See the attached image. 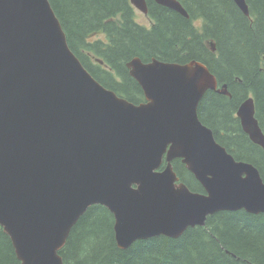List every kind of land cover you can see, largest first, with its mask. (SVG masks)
Here are the masks:
<instances>
[{
  "label": "water",
  "instance_id": "1",
  "mask_svg": "<svg viewBox=\"0 0 264 264\" xmlns=\"http://www.w3.org/2000/svg\"><path fill=\"white\" fill-rule=\"evenodd\" d=\"M130 1L148 13L146 0ZM155 1L189 19L179 0ZM233 1L250 16L246 0ZM127 67L145 103L87 71L49 0H0V227L21 264H63L60 251L94 206L114 216L122 250L177 239L220 212L264 213L259 170L237 161L199 119L206 93L231 97L227 86L218 89L198 61L134 58ZM237 116L264 149L252 97ZM176 160L204 193L180 182Z\"/></svg>",
  "mask_w": 264,
  "mask_h": 264
},
{
  "label": "trees",
  "instance_id": "2",
  "mask_svg": "<svg viewBox=\"0 0 264 264\" xmlns=\"http://www.w3.org/2000/svg\"><path fill=\"white\" fill-rule=\"evenodd\" d=\"M49 1L83 66L134 104L145 101L127 67L134 58L205 64L232 98L208 91L199 106L200 120L236 160L253 164L264 181V149L250 140L235 116L242 102L254 97L264 132V0H246L249 17L233 0H179L189 19L147 0L150 27L137 23L130 0ZM174 165L181 182L203 192L180 160ZM114 224L107 208H90L60 251L63 264H264V213L220 212L177 239L138 241L127 250L118 247ZM0 264H21L1 228Z\"/></svg>",
  "mask_w": 264,
  "mask_h": 264
},
{
  "label": "rangeland",
  "instance_id": "3",
  "mask_svg": "<svg viewBox=\"0 0 264 264\" xmlns=\"http://www.w3.org/2000/svg\"><path fill=\"white\" fill-rule=\"evenodd\" d=\"M136 15H137L136 19H137L138 23H140L142 25H145L147 27L150 26V24H151L150 23V19H149V17L147 15H144L142 12L137 11V10H136ZM196 25L199 26L200 24L197 23Z\"/></svg>",
  "mask_w": 264,
  "mask_h": 264
},
{
  "label": "flooded vegetation",
  "instance_id": "4",
  "mask_svg": "<svg viewBox=\"0 0 264 264\" xmlns=\"http://www.w3.org/2000/svg\"><path fill=\"white\" fill-rule=\"evenodd\" d=\"M144 15H146V14H144ZM147 16H149V15H147ZM139 24V23H138ZM139 25H141V24H139ZM151 26H154V24L153 23H151L150 24ZM142 26V25H141ZM129 73H130V71H129ZM180 181H181V179H180Z\"/></svg>",
  "mask_w": 264,
  "mask_h": 264
}]
</instances>
